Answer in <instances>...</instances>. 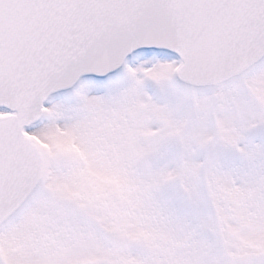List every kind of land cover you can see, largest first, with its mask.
I'll return each mask as SVG.
<instances>
[{"label":"snow or ice","instance_id":"6c2138e0","mask_svg":"<svg viewBox=\"0 0 264 264\" xmlns=\"http://www.w3.org/2000/svg\"><path fill=\"white\" fill-rule=\"evenodd\" d=\"M0 264H264V0H0Z\"/></svg>","mask_w":264,"mask_h":264}]
</instances>
